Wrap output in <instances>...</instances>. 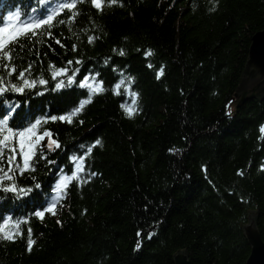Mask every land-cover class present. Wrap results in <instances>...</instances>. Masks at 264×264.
<instances>
[{"label":"trees","instance_id":"obj_1","mask_svg":"<svg viewBox=\"0 0 264 264\" xmlns=\"http://www.w3.org/2000/svg\"><path fill=\"white\" fill-rule=\"evenodd\" d=\"M11 7L28 16L41 5L0 0V12ZM263 29L264 0H104L102 12L77 0L50 28L12 46L17 75L31 65L26 78L37 86L0 97V117L11 110L16 124L28 116L27 125L70 113L88 98L79 87L85 75L99 73L104 90L71 124L39 126L60 147L50 151L46 137L36 171L18 176L20 186L38 182L41 189L23 201L0 192V217H13L23 233L15 242L0 238V264H173L178 252L190 264H245L250 250L241 227L249 213L264 241V99L236 107L235 96L242 94L251 37ZM60 68L79 73L71 85L58 77L66 86L56 89L52 72ZM0 75L7 80L2 67ZM41 77L48 81L43 87ZM128 77L131 85L126 79L114 94ZM131 93L138 99L129 118L121 104L132 107ZM97 139L84 161V182H71L56 215H33L51 202L59 170L71 175V157Z\"/></svg>","mask_w":264,"mask_h":264},{"label":"snow or ice","instance_id":"obj_2","mask_svg":"<svg viewBox=\"0 0 264 264\" xmlns=\"http://www.w3.org/2000/svg\"><path fill=\"white\" fill-rule=\"evenodd\" d=\"M41 5L40 9L33 8L32 12L37 13V15H28L26 19L21 17L19 11L15 14H10L7 17V22L0 26V67L7 74V80L4 75H0V97L4 96L8 92H12L18 95H23L26 90H31L36 88L37 80L26 78V73H30L31 65L28 68L19 71L17 75V67L13 63V48L12 46L17 45L22 38L27 37L31 34L33 37L37 35V30L42 29L44 26H52L53 21L56 16L61 15L65 9L71 11L76 8L77 0H60L59 3L52 5V0H38ZM82 2V0H81ZM104 0H91V5L98 12L103 11ZM114 3L115 0H112ZM76 13H73L74 18ZM64 21L61 20L60 23ZM49 35H51L49 33ZM93 37H89V43L92 42ZM56 43H60L59 40ZM63 47V45H61ZM76 50V46L73 45V51ZM120 55L123 56V50L120 51ZM146 56L152 55L149 50L145 54ZM68 65L73 62L68 61ZM76 64H81L82 61L77 60ZM107 63V61H106ZM151 67V65H148ZM50 68H54V65H50ZM79 73V69H76L71 75H68V70L66 68H60L59 70L52 72V79L57 80L55 84L56 89H60L65 85V80L58 79V77L67 76V85H71L75 82V77ZM99 73L96 74L98 76ZM163 75V68L157 72V79ZM15 76L16 80L20 83L13 82L12 77ZM96 76L85 75L82 80L79 81V87L81 89H88V98L80 102L79 106L74 108L70 113L63 115H49L41 119H35L30 124H25L28 116L23 117L18 124L15 123V117L12 115V111H8L0 117V192L5 194L11 193L12 197L16 200L23 201L26 197L32 195L34 190L41 189V185L37 182L32 186H20L18 184V176L23 177L27 172H35L36 167L34 166V161L38 155V149L42 148V141L47 137L48 143L47 147L50 151H53V145L55 148H59L60 144L51 139L52 133L49 131H44L42 134L39 132V126L42 122L47 121H60L67 122L71 124L73 118L79 115L84 106L91 102L93 95H98L103 92V81L99 83L96 82ZM127 79L128 85L132 83V78H121L117 84H115V89L117 90L114 94L119 95V89L125 84ZM41 87L45 86L48 81L44 78H39L38 81ZM126 92H130V87L125 89ZM43 93L38 92L37 95H42ZM132 95V107H128L125 104H121L122 109H124L126 115L131 118L133 114L137 111L136 103L138 99V94L131 93ZM83 123V121H80ZM260 132L264 134V126H261ZM101 141L97 139L94 144L87 148V152L83 156H73L71 161L74 165L71 175L64 174L63 169H60L59 179L55 182L52 188L53 195L49 198L50 203L46 201L44 207H37L33 215L38 218L43 219L46 213H51L56 215V209L61 199L65 196L69 185L74 180H80L84 182L83 172H84V161L88 154H90L94 147L99 146ZM81 147H84L81 145ZM19 157V160L17 159ZM39 159H46L43 154L39 155ZM48 163H55V161H48ZM95 175V173H92ZM242 175V173H238ZM32 179L35 181V177ZM39 195V193H37ZM0 223V238L6 241L15 242L16 235H23L19 232V222L16 224H11L13 217H8ZM31 229L28 232L27 250L31 251L32 246L35 243L31 238ZM138 235H140L138 233ZM151 238V234H149Z\"/></svg>","mask_w":264,"mask_h":264},{"label":"water","instance_id":"obj_3","mask_svg":"<svg viewBox=\"0 0 264 264\" xmlns=\"http://www.w3.org/2000/svg\"><path fill=\"white\" fill-rule=\"evenodd\" d=\"M241 90L240 98L235 96L236 107L245 99H264V29L251 37L242 72ZM255 218V213H249L247 223L241 227L250 250L245 264H264V241L261 239ZM173 264H190V261L184 252H178L173 257Z\"/></svg>","mask_w":264,"mask_h":264},{"label":"bare ground","instance_id":"obj_4","mask_svg":"<svg viewBox=\"0 0 264 264\" xmlns=\"http://www.w3.org/2000/svg\"><path fill=\"white\" fill-rule=\"evenodd\" d=\"M15 9H19L18 7H15ZM7 210H9V207L7 208Z\"/></svg>","mask_w":264,"mask_h":264}]
</instances>
